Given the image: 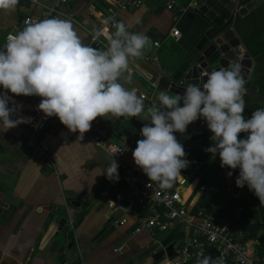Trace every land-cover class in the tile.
<instances>
[{"label":"crops","instance_id":"crops-1","mask_svg":"<svg viewBox=\"0 0 264 264\" xmlns=\"http://www.w3.org/2000/svg\"><path fill=\"white\" fill-rule=\"evenodd\" d=\"M39 1L43 6L19 0L14 12H0V46L9 33L23 29L25 17H40L44 6H53L58 0ZM96 1L69 0L65 7L72 9L81 23L76 32L87 45L89 31L99 29V19L104 15L97 11ZM104 1L111 7L112 0ZM186 1L189 2L187 7L191 6L188 12H191L194 0H145L138 9L117 11V17L130 33L147 35L151 41L142 58L130 59L119 79L125 88L136 89L138 95H143L146 108L149 102L157 101L162 91L158 88L161 76L165 71L171 72L179 61L180 53L174 50L183 40L180 25L184 20L177 21L176 16L179 10L187 8L184 7ZM172 3L176 10L168 8ZM195 17L198 18V14ZM174 27L182 34L179 42L170 35ZM4 91L0 88V93ZM8 95L21 106L20 116L32 118L40 103L37 97L13 96L10 92ZM128 122L133 127L120 137L112 131L106 117H98L82 140H78V132L70 133L68 129L37 134L32 133L29 124L6 132L0 129V264H53L58 248L62 245L68 248L71 244L87 253L88 264H162L154 260L156 252H147L153 241L160 242L157 234H132L140 214L135 201L126 198L129 201L127 211H116L108 208L101 194L109 183L101 173L112 158L96 145L94 136L100 135L113 145H132L141 127L131 118ZM196 125L195 121L186 131H195ZM174 135L179 139V133ZM202 141L182 144L186 147L184 158L188 162L196 159L191 153ZM43 145L49 147L48 152L43 150ZM127 159L135 165L132 154ZM178 176L185 177L183 170ZM233 177L228 179L229 189L235 185ZM121 192L129 197L125 184ZM84 209L87 213L78 223V216ZM119 217H126L128 224L116 225ZM69 227L74 232V243L67 235ZM251 242L256 245L254 239Z\"/></svg>","mask_w":264,"mask_h":264},{"label":"clouds","instance_id":"clouds-1","mask_svg":"<svg viewBox=\"0 0 264 264\" xmlns=\"http://www.w3.org/2000/svg\"><path fill=\"white\" fill-rule=\"evenodd\" d=\"M18 4L19 0H0V12H14ZM113 28L106 50L85 44L70 21L55 17L26 21L22 30L9 34L0 50V88L5 90L0 93V129L6 132L32 122L19 115L21 106L9 92L40 97L37 111L46 118L57 117L70 133L80 134L78 140L98 117L142 116L149 123L140 130L134 163L149 181L167 188L189 163L174 133L184 134L190 124L203 119L212 133V146L205 151L219 154L221 168L239 169L236 187L247 185L264 204V109L245 117L242 66L230 62L208 73L202 86L189 84L183 95L161 91L158 103L146 108L143 95L125 88L119 79L130 59L143 57L150 38L130 33L123 22H114ZM101 175L118 181L113 157ZM197 264L209 261L204 258Z\"/></svg>","mask_w":264,"mask_h":264},{"label":"built area","instance_id":"built-area-1","mask_svg":"<svg viewBox=\"0 0 264 264\" xmlns=\"http://www.w3.org/2000/svg\"><path fill=\"white\" fill-rule=\"evenodd\" d=\"M27 1L42 5L39 0ZM68 2L69 0H58L53 6H44L43 14L40 17H25L22 21V28H24L26 21L36 22L55 17L70 21L76 31V27L81 26V23L72 9L65 8ZM144 3L145 0H112L108 14L102 15L99 19V29L89 31L90 43L88 45L106 50L108 38L115 31L113 23L121 22L117 17V11L138 9ZM190 7L179 10L176 16L177 21L187 14ZM168 8L176 10L174 3L170 4ZM170 35L177 42L182 38L180 30L176 27L171 30ZM5 43L0 46V50H4ZM156 47H159L158 43ZM150 58L147 57L148 60H153ZM155 86L157 87V85ZM246 97L247 90L245 89L243 93L245 102ZM37 98L39 101L41 100L40 97ZM196 123L195 131L179 133V138L192 143L200 141L203 137H211L212 133L203 119H198ZM29 129L32 133L37 134L43 131L55 132L67 128L60 123L57 117L46 118L42 112L36 110L32 116V122L29 124ZM139 139H142L140 132L132 145L119 146L105 142L100 135L94 136L96 145L117 162L118 174L121 176L118 181L109 180L108 186L101 193L106 198L108 208L116 211H127V207L122 204V201L131 198L140 210L132 234L138 235L147 232L154 236L160 232L168 233L170 230L183 232L184 238L175 241V257L170 258L166 253L160 260L162 264H197V261L204 259L212 249L219 254L215 264H264V258L257 257L256 253L250 250L249 242L241 241L245 229L241 220L247 215L244 214L242 208H237L233 213V218L228 215L229 219H227L214 214L213 210L201 206V195L206 189L204 185H200L194 193L196 182H190L185 177H175L171 182V187L167 188L161 187L159 182L149 181L142 170L127 159L136 148ZM42 148L45 152L49 151L48 146L43 145ZM183 148L185 151L186 147L183 146ZM123 184L129 189V197H124L121 192ZM111 189H114V192ZM247 221L252 222L251 219H247ZM115 224L124 226L128 224V219L119 217L115 220ZM254 240L256 241V239ZM155 242L160 245V242Z\"/></svg>","mask_w":264,"mask_h":264},{"label":"water","instance_id":"water-1","mask_svg":"<svg viewBox=\"0 0 264 264\" xmlns=\"http://www.w3.org/2000/svg\"><path fill=\"white\" fill-rule=\"evenodd\" d=\"M262 5H264V0H194L193 10L188 12L187 17L192 20L195 14H198L204 21L206 31L185 60L179 59L171 72L165 71L159 80L158 88L169 95H183L189 84L202 86L207 81L208 73L217 71L221 67L226 68L230 62H236L242 66V75L247 90L246 101L251 103L256 96V87L252 84L256 64L235 31V23L238 17L249 16ZM153 103H158V101H151L146 105L150 106ZM128 118L131 117H106V121L110 124L112 131L121 137L133 127L132 123L128 122ZM131 119L141 126L149 123L148 119L142 116ZM218 162H220L219 154L216 155L212 166ZM229 171L235 178L238 177L239 169H229ZM229 190L232 199L226 208L230 218H233V213L239 207L242 208L244 214L254 210L255 205L247 197L245 188H238L234 185ZM122 204L126 207L129 201H122ZM62 220L67 221V219ZM255 243L261 250H264V231L256 238ZM174 246L175 242L172 237L168 236L161 242V248L154 254V260L160 261L166 253L170 258H174ZM57 254L53 264H88L87 253L72 244L68 248L64 245L60 246ZM218 257V252L212 249L205 258L208 259L209 264H215Z\"/></svg>","mask_w":264,"mask_h":264},{"label":"trees","instance_id":"trees-1","mask_svg":"<svg viewBox=\"0 0 264 264\" xmlns=\"http://www.w3.org/2000/svg\"><path fill=\"white\" fill-rule=\"evenodd\" d=\"M188 4L189 2L186 1L184 7H187ZM96 9L98 12H101L102 14L106 15L108 14L109 5L104 0H97ZM182 19L184 20V22L180 25V28L184 32L183 40L181 44H179L174 50V52L180 53L179 59L181 61L185 60V58L190 54V52L194 49L195 45L198 43V41L201 39V37L206 31L204 21L200 17H195V19L191 20L187 17V15H185L182 17ZM184 24H186V27L183 26ZM235 31L237 32L239 38L246 47L249 55L255 60L256 64L254 81L252 83L256 87V96L251 103H248L247 101L245 102L244 115L246 118H250L252 112L256 111L257 109H264V5L256 9L254 12H252L249 16L245 18L238 17L235 23ZM138 126L141 127V129L143 127L140 124H138ZM245 136L246 134L242 133L240 135V138H244ZM177 140L181 144L185 142L181 138ZM202 140L203 141L200 143L204 144L207 141H211L210 137H203ZM219 164L220 162H218L215 166H210V163L206 164L201 159H192L189 162L188 166L183 169V172L185 177H187L189 181H194V179L198 176L197 167L200 168L202 166V168H204L205 172L207 173L209 170L211 171L216 168ZM201 182L204 183L202 185L206 187L203 196L205 195L207 197H210L211 200L215 199V193L213 192L212 186L216 183L213 181L207 183L204 178L201 179ZM219 185L221 186L220 192L226 193L227 196L223 197V199L219 201L220 204L213 211L214 214L224 217V215H228L226 205L231 202L232 195L229 190L230 185L226 179ZM243 188H245L248 193L247 185H245V187ZM202 197L201 206L203 208H206ZM250 197L252 198H248L255 203L253 214H251L250 216L253 222H255L256 228L254 230L246 231L245 227L244 234L241 238V241L244 243L249 242L251 239L258 238V236L264 231V204H260L258 198L255 195ZM86 213V209L81 211L77 219L78 223L82 221ZM67 235L69 236L70 240H72L74 243V232L73 229H71L70 227L67 229ZM168 236L172 237L174 242L182 240L184 238L183 232L180 233L177 230L168 231Z\"/></svg>","mask_w":264,"mask_h":264},{"label":"rangeland","instance_id":"rangeland-1","mask_svg":"<svg viewBox=\"0 0 264 264\" xmlns=\"http://www.w3.org/2000/svg\"><path fill=\"white\" fill-rule=\"evenodd\" d=\"M212 146V141H207L205 144L204 143H201V145H199L198 147H196L195 151L191 153V155H194L192 157H195L196 159H201L204 163L206 164H209L210 163V166H212V163L216 157L213 156L212 154L210 153H207L205 151L206 148ZM197 177L194 179V181L196 182V186H195V189H194V193H196V190L197 188L204 184L201 182V179L204 178L205 181H207V183L213 181L215 182L216 184L212 186V189H213V192L215 193V199L211 200L210 197H207V196H203L201 195L203 201H204V205L207 209L209 210H214V208H216L219 204H220V200L223 199V197L227 196L226 193H221L220 190H221V186L219 185L220 183H222L225 179L228 181L229 178H232L233 175L231 177H229L227 175L229 171V169H223L221 168L220 164L214 168L213 170H209L207 173L205 172V169L202 168V166L199 168L197 167ZM234 178V177H233ZM191 182V181H190ZM253 192L249 191L248 189V193H247V196L249 198H252L250 196H253ZM251 214H253V211L252 213L250 212L249 214H247L242 220H241V223L246 227V231H250V230H254L256 228V224L255 222H253L252 218H251ZM224 218H228V215H224ZM247 219H251L253 223H249L247 221ZM158 237V239L160 240V245L156 242H152L149 246H148V250L147 252H149L150 254H152L153 252H157L160 250L161 248V242L166 239L168 237V233L166 232H160L156 235ZM131 238V237H130ZM137 241V240H136ZM158 241V240H157ZM249 245V248L251 251L255 252L257 257H261V258H264V250L261 251L259 249L258 246H256L254 243H248Z\"/></svg>","mask_w":264,"mask_h":264},{"label":"flooded vegetation","instance_id":"flooded-vegetation-1","mask_svg":"<svg viewBox=\"0 0 264 264\" xmlns=\"http://www.w3.org/2000/svg\"><path fill=\"white\" fill-rule=\"evenodd\" d=\"M253 204L255 205V203L253 202ZM229 215V214H228Z\"/></svg>","mask_w":264,"mask_h":264}]
</instances>
